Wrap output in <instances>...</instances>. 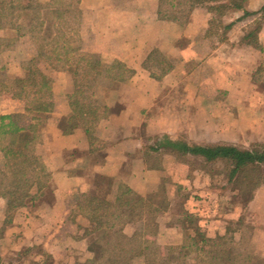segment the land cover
<instances>
[{"label":"crops","instance_id":"1","mask_svg":"<svg viewBox=\"0 0 264 264\" xmlns=\"http://www.w3.org/2000/svg\"><path fill=\"white\" fill-rule=\"evenodd\" d=\"M30 1L46 3L48 11L37 15L36 27L15 28L27 43L20 54L33 55L34 65L43 51L49 68L37 78L43 89L33 96L41 101L25 107L22 93L0 100V178L13 126L33 129L35 176L20 200L0 184V264L14 262L24 243L83 259L90 254L82 213L89 193L99 187L106 200L123 204L131 193H169L171 183L180 189L184 179L197 193L184 167L198 155L164 139L231 145L243 131L262 126L246 121L264 118V0ZM45 29L50 37L42 45ZM210 193L197 194L210 199ZM197 201L186 200L183 210L200 218L207 237L226 234L234 215ZM248 207L264 216V184ZM166 218L157 219L159 235L176 227ZM131 226L143 234V220Z\"/></svg>","mask_w":264,"mask_h":264},{"label":"rangeland","instance_id":"2","mask_svg":"<svg viewBox=\"0 0 264 264\" xmlns=\"http://www.w3.org/2000/svg\"><path fill=\"white\" fill-rule=\"evenodd\" d=\"M13 1L20 3L17 9L14 12H11V10L9 12H2L0 15V27L2 28L0 35V100L5 101L11 96V98H14L18 93H22L24 95V106L31 107L37 101H41V99L33 96L38 88L39 93L43 89V86H41L43 80L37 79L42 75L40 69L47 72L46 70H48L49 67L42 63L43 59L44 61L47 59L45 55L43 56V51L40 57L37 55L39 58L36 59L38 61L34 65L31 64L34 57L33 55H28L23 58L22 54L21 57V49L25 51L27 43L25 40L18 39L19 33L15 32V28L21 25L29 27L31 23L36 27L38 25L37 15H45L47 13L46 11H48V6L46 3L35 4L30 0H11V3H14ZM33 14L36 15L34 19L32 18ZM44 17L46 27L50 31L51 19L50 22L48 19L49 24L47 25L46 18L48 17ZM49 34L50 33L45 29L40 36V44H47L50 37H48ZM21 77H27L23 79L22 82L24 83L16 80L17 78L22 79ZM263 120L264 118L256 123H254V121H246V125H255V128L257 127L256 125L262 126H258V129L256 128L257 131H251L249 129L243 131L235 143L211 147L222 146L245 150L264 146ZM2 144H5V140L3 141L0 135V145ZM185 163L188 164V167H184L185 178H188L190 182L193 180L198 183L199 186L197 187H199V191L202 193L203 190H209L210 188L211 198L203 199L202 197L204 195L200 196L197 194L199 191L197 193L191 192V187L189 186L188 191L187 185H189V182L186 181V179H184V181L188 184H183V188L180 183V189L177 190L175 183L164 184L166 188L169 187V193L161 189L158 195L152 196L151 200L159 201L161 200L160 195L167 196L170 203H168V206H163L164 209L159 212L158 219L160 217L166 218L171 215L170 219L167 220L166 218L165 223L168 227L176 226L177 228L173 227L171 231L165 229V232L161 235L156 231L154 235L152 234L149 242L146 241L142 243L141 241L134 242L133 244L130 242L128 247H131V253L129 252L130 254H128L127 264H212L210 256L214 254L213 250H215L217 246H221V248L227 250L229 249L228 251L232 253V264H264L263 213L261 214L260 211L257 212L259 207H257V210H252V208L249 207L248 209H244L246 203L244 204L242 201L252 192V187L256 184L258 186L264 184V166H260L259 169H252L251 166H247L248 168L237 178L230 179L228 176L230 164L227 163L225 158H217L214 161L208 162L201 157L188 158L185 159ZM192 170L198 171V173L195 174L194 172V174H192ZM171 175H169V182L175 180V175ZM192 175L193 178L190 177ZM207 186L210 187L207 188ZM203 187L206 189H202ZM98 189L99 187H97V190ZM245 190L247 192L244 194ZM240 191L243 192L242 196ZM186 200H191V203L195 200H201L197 202L205 203L206 206L207 204L211 207L212 205L213 207L217 206V211L220 207L222 212H225L224 214H227L229 217L230 215H234L231 216L232 218H227L228 222L225 225H228L229 228L225 234V241L220 242L219 245L209 242L211 247L206 246L202 248L203 243L200 242V239L203 238L202 236H207L202 231L203 229L198 222V219H200L198 216L192 214V217H186L187 211L185 212L183 210V203ZM126 202L127 200L125 203ZM209 206H207V208ZM205 209L206 207H203L202 210L205 211ZM166 212L168 213L166 214ZM239 212L240 214H238ZM160 214H162V216H160ZM125 226L123 231L126 236H135L137 238L144 236L143 234H138L141 231L137 228L139 224L136 226V231L131 226V221L127 222ZM131 231L135 234L131 235ZM167 231H169V233H167ZM93 235L96 236L97 232L94 231ZM89 238L90 236L88 235V240ZM192 242H195V244H192ZM204 243H208V241ZM70 244L72 248L79 250V247L77 248L76 246L78 245L76 241L73 240ZM30 245L31 244L24 243L17 251V258L15 257L14 262L8 261V264H32L34 262L38 264H72L77 260L70 257L74 255L73 253L69 255L68 253H63V250H61L62 252L55 251V249H57L56 247H54L52 251L55 253L53 255L45 251V249H43V251L37 249L39 245H34L35 247Z\"/></svg>","mask_w":264,"mask_h":264},{"label":"trees","instance_id":"3","mask_svg":"<svg viewBox=\"0 0 264 264\" xmlns=\"http://www.w3.org/2000/svg\"><path fill=\"white\" fill-rule=\"evenodd\" d=\"M13 2L11 3V0H0V15L5 11L9 12L11 10V12H14L20 3H16L17 1ZM16 80L24 83L22 79L17 78ZM38 105H40L39 102L37 103ZM37 108L39 109L40 107L38 106ZM8 133L9 140L4 152V168L6 171L4 170L1 175L0 184H2L6 192L20 200L21 197L27 194L28 188L35 180V176H30L34 132L30 127L25 129L13 126L8 130ZM164 140V143L171 148L180 150L183 153L198 155L206 162L214 161L217 158H225L227 163L230 164L228 171L230 179L237 178L248 168L247 166H251L252 169H259L260 166H264V146L256 149L239 150L233 147L187 144L182 140H172L167 137ZM7 172L8 174H6ZM257 186L256 184L252 187V192L242 200L244 204L252 197L253 191ZM98 192L99 190L87 195L86 203L82 210L83 215L89 220L88 235L90 238L87 240V249L90 254L81 260H75L72 264H127L128 254L131 253V247H128L129 243L150 241L152 234L154 235L157 231L158 214L164 209V205L168 206V203H170L169 199L165 195V197L160 195L161 200L152 201V196L158 195L159 192L147 196L131 193L126 203L116 204L106 200L104 195H99ZM246 192L245 190L244 194ZM240 193L242 196L243 192L240 191ZM186 217L190 218L192 214L187 212ZM137 220H143L144 236L139 238L126 236L123 231L124 225L129 221ZM94 231L97 232L96 236L93 235ZM202 237L200 239V242L203 243L202 248L211 247L209 242L219 245L220 242L225 241V234L216 235L212 238ZM205 241H208V243H204ZM192 244H195V242H192ZM228 250L217 246L213 250L214 254L210 256L212 259L211 263L232 264V253ZM32 264L38 263L34 262Z\"/></svg>","mask_w":264,"mask_h":264}]
</instances>
